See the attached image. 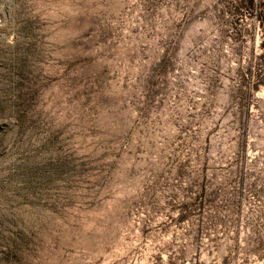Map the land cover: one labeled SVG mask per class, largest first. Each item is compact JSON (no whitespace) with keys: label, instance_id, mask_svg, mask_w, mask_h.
I'll return each mask as SVG.
<instances>
[{"label":"rangeland","instance_id":"rangeland-1","mask_svg":"<svg viewBox=\"0 0 264 264\" xmlns=\"http://www.w3.org/2000/svg\"><path fill=\"white\" fill-rule=\"evenodd\" d=\"M264 0H0V264H264Z\"/></svg>","mask_w":264,"mask_h":264},{"label":"trees","instance_id":"trees-1","mask_svg":"<svg viewBox=\"0 0 264 264\" xmlns=\"http://www.w3.org/2000/svg\"><path fill=\"white\" fill-rule=\"evenodd\" d=\"M262 46H264V43L262 44Z\"/></svg>","mask_w":264,"mask_h":264}]
</instances>
